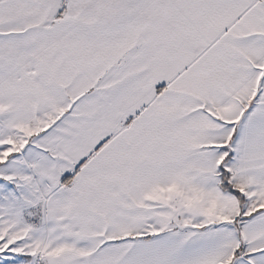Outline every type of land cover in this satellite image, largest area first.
Returning a JSON list of instances; mask_svg holds the SVG:
<instances>
[{
    "label": "snow or ice",
    "instance_id": "1",
    "mask_svg": "<svg viewBox=\"0 0 264 264\" xmlns=\"http://www.w3.org/2000/svg\"><path fill=\"white\" fill-rule=\"evenodd\" d=\"M0 264H264V0H0Z\"/></svg>",
    "mask_w": 264,
    "mask_h": 264
}]
</instances>
